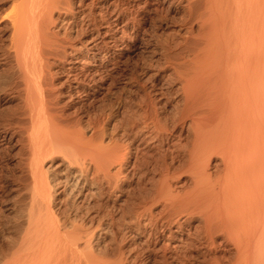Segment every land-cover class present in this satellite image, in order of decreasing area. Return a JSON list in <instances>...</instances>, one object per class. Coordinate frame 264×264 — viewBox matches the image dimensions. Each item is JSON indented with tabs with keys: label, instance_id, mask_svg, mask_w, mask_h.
Wrapping results in <instances>:
<instances>
[{
	"label": "bare ground",
	"instance_id": "1",
	"mask_svg": "<svg viewBox=\"0 0 264 264\" xmlns=\"http://www.w3.org/2000/svg\"><path fill=\"white\" fill-rule=\"evenodd\" d=\"M11 4L29 184L0 264H264V0Z\"/></svg>",
	"mask_w": 264,
	"mask_h": 264
},
{
	"label": "rangeland",
	"instance_id": "2",
	"mask_svg": "<svg viewBox=\"0 0 264 264\" xmlns=\"http://www.w3.org/2000/svg\"><path fill=\"white\" fill-rule=\"evenodd\" d=\"M11 9H12L11 0H2L0 2V55L2 54V56H4V60L7 59L5 61L2 60V62H4V64L0 65V129L6 128V130L9 131L11 128V131H9V132L15 133V135L12 133L13 139L11 140L10 144L2 145V146L0 145V149H2V150H0V158H1V160H0V185H1L0 186V214H1L0 215V221H1L0 225L1 226H2V224L9 225V223H11V224L14 223V221L13 222H11V221L15 220L14 218H16L17 213L15 210L18 208V206L21 205L20 202L23 201V199L25 198V193H26L25 190L27 189V186L29 184V177L27 175L26 168L24 167L26 159H27L26 157L28 156V151H26L27 148L24 145L25 139H26L25 138L26 133L24 136H22L24 134L22 132H24V131L21 130L22 131L21 132L20 129L16 128V125H15L18 122V119H20L19 113L21 111L22 106L20 108H19V106L23 103L21 101L22 100L21 94L19 93V90H17L18 89V86H17V83H18L17 80L18 79H17L16 72L14 71V69H15L14 68V61H13L12 53L10 52L9 45H8L9 41H10V36L8 34L11 31L10 25L8 23L10 21L9 18L11 15V14H9V12L10 11L12 12V10H13V9L12 10ZM14 13L12 12V14H14ZM6 15H8L9 18H8V16L6 18ZM11 17H13V15H11ZM8 26H9V29L7 28ZM136 56L138 58V55H135V57L133 56L131 59H129L128 62L131 64V62H134L135 60H137ZM8 67H10V68H8ZM9 79H10V81H9ZM92 87L94 88V87H98V86L93 85ZM118 87H119V89L115 90V94H111V96L110 95L109 96L104 95L103 89H101L99 87V88H97L99 90V93H96V95H98V96L96 97V99L93 102L86 103L87 106L83 105L84 107L83 106H80V107L76 106L77 108L75 110H74L75 107L71 106L70 109L67 110V112H69L70 114H73L72 116L74 118H77V119L81 118L80 120L83 122L84 125H86L87 122H89L95 116H100L99 114H101L102 110H105V107L107 105L108 106L106 107V110L107 109L109 110L110 107L115 104V101H116L115 97H117V95L121 98H126V97L130 96V93L128 92V90L130 91L131 88L129 86L125 85V86H118ZM14 88L17 90V91L15 90L16 92L14 91ZM93 88H90V91H92ZM1 89H3L4 91ZM117 91L120 93L117 94ZM9 92H11V93H9ZM119 94H121V95H119ZM13 95H14V97H13ZM15 95L19 96V97H16ZM133 95H135V94L132 93V96ZM107 98H109L110 100ZM130 98H133V97L130 96ZM15 113H17L18 115ZM94 114H95V116L93 117ZM11 115H13V116H11ZM12 117H14V118H12ZM15 118H17V119H15ZM11 124L15 125V126L13 127ZM6 125H7V127H6ZM15 128L17 131H15ZM19 134H21V135H19ZM19 139L23 140V141L21 142ZM53 163H54L53 161H50V162H48V165H52ZM127 176H126L127 177L126 179H129V180H126V181L121 180L120 181L122 188L125 191H127L129 188H131V189L137 188V187H134V186H136V184H135V182H137V181H135L136 179L129 176V174ZM132 180H133V182H132ZM131 189H129V190H131ZM23 192H24V194H22ZM14 203H18V204H14ZM15 207H16V209H15ZM7 208H10V209L7 210ZM12 208H13V210H12ZM13 216H15V217H13ZM1 230L4 232L2 233ZM1 230H0V243H1L0 245H3V244H6V237L9 235V232L3 228H1ZM4 236H6V237L3 238ZM3 241L5 243H3Z\"/></svg>",
	"mask_w": 264,
	"mask_h": 264
}]
</instances>
